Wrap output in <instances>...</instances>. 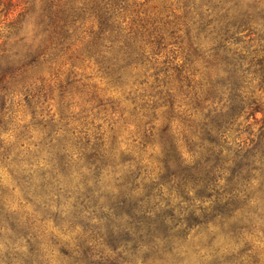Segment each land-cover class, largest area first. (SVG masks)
Instances as JSON below:
<instances>
[{
  "label": "trees",
  "instance_id": "trees-1",
  "mask_svg": "<svg viewBox=\"0 0 264 264\" xmlns=\"http://www.w3.org/2000/svg\"><path fill=\"white\" fill-rule=\"evenodd\" d=\"M216 9L150 94L146 47L161 40L101 30L98 63L130 89L128 108L112 107L137 128V157L114 129L110 145L73 138L37 110L51 87L26 74L55 62L46 48L0 72V264H264V0ZM18 112L31 120L9 129Z\"/></svg>",
  "mask_w": 264,
  "mask_h": 264
},
{
  "label": "rangeland",
  "instance_id": "rangeland-1",
  "mask_svg": "<svg viewBox=\"0 0 264 264\" xmlns=\"http://www.w3.org/2000/svg\"><path fill=\"white\" fill-rule=\"evenodd\" d=\"M249 1L242 0L243 9H247ZM218 6L219 0H0V72L22 68L30 62L27 55L39 46L46 48V53L56 55L55 62L41 61L26 74L37 85L40 84L38 78H43L45 85L51 87L46 97L40 99L37 110L46 120L54 116L60 126L70 130L73 138L87 134L93 137L100 132L110 145L111 129H114L120 148L132 150L137 157L139 150L134 147V144L139 145L137 128L131 121L120 120V110L112 107V102H118L128 108L125 97L130 89L108 84L98 63L101 30L132 32L139 40L153 44L157 38L161 40L156 53L151 52L156 44L146 47L148 85L139 88L147 89L150 94L148 86L154 83L158 70L184 62L186 31L192 22L200 15L206 17L215 13ZM248 34L246 31L242 37ZM139 71L144 73L141 67ZM194 78L201 79L199 74ZM23 98L19 95L17 100ZM30 120L31 117L18 112L11 120H6L9 122L6 127L11 129L15 124ZM10 135L11 131L7 138L12 140ZM158 151L156 148L155 152ZM152 153L148 147L142 156L149 169L154 167ZM1 172L5 171L0 168V175ZM263 247L264 244L260 249Z\"/></svg>",
  "mask_w": 264,
  "mask_h": 264
}]
</instances>
